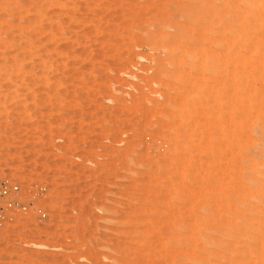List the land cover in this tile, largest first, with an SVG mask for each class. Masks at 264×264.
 I'll return each mask as SVG.
<instances>
[{"label":"rangeland","instance_id":"rangeland-1","mask_svg":"<svg viewBox=\"0 0 264 264\" xmlns=\"http://www.w3.org/2000/svg\"><path fill=\"white\" fill-rule=\"evenodd\" d=\"M263 57L264 0H0V264H264Z\"/></svg>","mask_w":264,"mask_h":264},{"label":"built area","instance_id":"built-area-1","mask_svg":"<svg viewBox=\"0 0 264 264\" xmlns=\"http://www.w3.org/2000/svg\"><path fill=\"white\" fill-rule=\"evenodd\" d=\"M20 186L10 181H3L0 184V199H4V204H0V229L8 221L11 215L17 210H25L26 206L18 195L20 194Z\"/></svg>","mask_w":264,"mask_h":264},{"label":"bare ground","instance_id":"bare-ground-1","mask_svg":"<svg viewBox=\"0 0 264 264\" xmlns=\"http://www.w3.org/2000/svg\"><path fill=\"white\" fill-rule=\"evenodd\" d=\"M245 2V1H244ZM258 3V2H257ZM261 3V2H260ZM254 5H255V7H256V3H253ZM252 4V5H253ZM250 6V5H249ZM258 6V5H257ZM252 10V9H251ZM252 12V11H251ZM216 13V12H215ZM214 13V14H215ZM253 13V12H252ZM258 14V13H257ZM255 15H256V12H255ZM258 15H260V14H258ZM258 15H256V16H258ZM253 18V17H252ZM259 19H260V17H258ZM262 18V17H261ZM257 19V18H256ZM256 21V20H255ZM258 21V20H257ZM261 21V20H260ZM208 23V22H207ZM263 23V22H262ZM206 25V24H205ZM252 25H253V23H252ZM264 58V57H263ZM260 61V60H259ZM250 65V64H249ZM261 66V65H260ZM264 68V67H263ZM252 69V68H251ZM242 91V90H241ZM233 93V92H232ZM245 94H247V93H245ZM244 94V95H245ZM229 96V95H228ZM262 96V95H261ZM231 97V96H230ZM252 100V99H251ZM261 100V99H260ZM260 110V109H259ZM250 115V114H249ZM248 122H249V120H248ZM229 123V122H228ZM264 155V154H263ZM254 165V164H253ZM257 170V169H256ZM258 171V170H257ZM256 172V171H255ZM260 199V198H259ZM236 219V218H235ZM231 223V222H230ZM234 225V224H233ZM251 226V225H250ZM237 229V228H236ZM246 230V229H245ZM249 245V244H248Z\"/></svg>","mask_w":264,"mask_h":264}]
</instances>
